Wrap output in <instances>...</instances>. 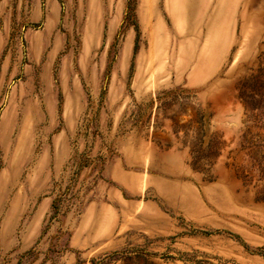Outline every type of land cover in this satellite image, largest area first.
<instances>
[{"label": "rangeland", "instance_id": "1", "mask_svg": "<svg viewBox=\"0 0 264 264\" xmlns=\"http://www.w3.org/2000/svg\"><path fill=\"white\" fill-rule=\"evenodd\" d=\"M0 264H264V0H0Z\"/></svg>", "mask_w": 264, "mask_h": 264}]
</instances>
